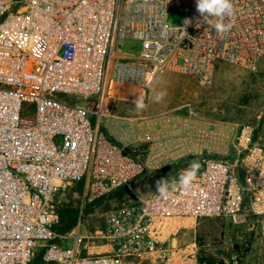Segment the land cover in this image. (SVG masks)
<instances>
[{"label":"built area","instance_id":"obj_1","mask_svg":"<svg viewBox=\"0 0 264 264\" xmlns=\"http://www.w3.org/2000/svg\"><path fill=\"white\" fill-rule=\"evenodd\" d=\"M232 3L234 27L221 38L201 23L195 0H0V264H33L39 242L38 264H209L172 240L181 221L224 217L255 227L264 220V134L244 125L230 160L189 151L201 163L190 190L161 196L155 186L107 211L100 235H82L79 222L72 248L53 242L67 238L55 229L63 192L84 182V209L117 190L134 193L133 182L153 168L131 149L133 120L107 121L113 129L102 130L111 84L144 89L169 69L210 87L220 62L258 69L264 0ZM174 8L184 14L178 26L167 23ZM126 39L141 43L139 54L118 49ZM141 135L139 142L149 140ZM96 239L104 251H91Z\"/></svg>","mask_w":264,"mask_h":264},{"label":"rangeland","instance_id":"obj_2","mask_svg":"<svg viewBox=\"0 0 264 264\" xmlns=\"http://www.w3.org/2000/svg\"><path fill=\"white\" fill-rule=\"evenodd\" d=\"M184 14L174 8L170 11L167 23L178 26L183 22ZM118 49L128 54H139L141 43L126 39L118 44ZM112 93L107 99L108 114L104 118L102 130L108 132L113 129L107 121L131 119L137 124L134 139L137 140L131 148L142 163H149L150 172L143 174L133 182L134 193L129 189L114 191L96 201L87 203L81 209L85 192L84 182L73 185L63 192L55 201L54 211L56 231L67 238L53 240L64 249L72 248L74 240L69 234L77 228L80 222L82 235H100L104 227V215L111 208L122 206L136 200V195L142 196L152 191L156 181L162 178L175 177L190 161L189 151L209 153L230 160L233 144L238 130L244 125L257 129L258 135L264 134V57L258 69L250 71L226 62L218 63L214 82L210 87L201 86L197 80L187 74L165 70L158 74L152 83L142 89L129 85L113 83ZM158 92H166L165 98L155 101ZM67 101L81 104V98L61 95ZM143 98L146 107L136 110L133 101ZM91 104L95 100L90 101ZM89 108H94L90 105ZM93 125L96 116L88 115ZM143 121H148L144 125ZM228 126L227 130H219V126ZM149 136L145 143L139 142V136ZM229 138L230 143L220 139ZM259 138V137H257ZM180 140V143H176ZM231 153V154H229ZM163 164L160 159L164 158ZM150 158L151 162H147ZM177 162L175 165L173 162ZM173 163V164H171ZM171 180V179H169ZM214 230L206 235L197 226L196 245L198 259H205L209 264H264V220L250 230L243 225L237 226L229 218L207 219ZM200 222V221H197ZM208 223V222H206ZM205 223V224H206ZM194 225L193 221H186V225ZM206 228L203 225L202 229ZM180 232L177 235L179 246H188L192 237ZM95 240V239H94ZM91 251H102V244ZM44 242H39L35 249L36 258L33 264H38L44 253ZM91 247V244L88 245ZM88 247L83 249L87 252ZM146 264H151L148 261Z\"/></svg>","mask_w":264,"mask_h":264},{"label":"clouds","instance_id":"obj_3","mask_svg":"<svg viewBox=\"0 0 264 264\" xmlns=\"http://www.w3.org/2000/svg\"><path fill=\"white\" fill-rule=\"evenodd\" d=\"M196 12L201 17V23L213 28L216 33L224 38L234 27L232 17L234 16V5L232 0H195ZM188 23V21H187ZM166 92H158L155 101H162ZM136 110H142L146 107L143 98H137L133 101ZM201 168L199 160L190 161L188 168L183 170L177 177L169 180L160 179L156 181V188L161 196H166L169 189L175 190L179 187L182 190H190L193 182L197 179V173Z\"/></svg>","mask_w":264,"mask_h":264},{"label":"crops","instance_id":"obj_4","mask_svg":"<svg viewBox=\"0 0 264 264\" xmlns=\"http://www.w3.org/2000/svg\"><path fill=\"white\" fill-rule=\"evenodd\" d=\"M147 162H151V161H150V158L147 159ZM173 163H175V165L178 164L176 161L173 162ZM173 163H171V164H173ZM147 164L149 165V163H147ZM181 171H182V170H181ZM179 174H180V173H178V175H179ZM178 175H176L175 177H177ZM175 177H172V178H169V177H168V179H173V178H175ZM164 179H165V178H164ZM206 222H208V223H206ZM205 223H206V224H205ZM185 224H186V222L181 221V227H179L178 230H179V233L182 232L183 234H187V235H189L190 237H191L192 235H194V236L192 237L191 241L189 242L190 247H192L193 245H196V238H195V236H196V233H197V231H198V229H197V226H198V225H199L198 227H200L199 230H201L202 232H204V233H205L206 235H208V236L210 235L209 233H211V232L214 230L213 226L209 224V221H208L207 219H205V220H201L200 222H195L194 225H190L189 227H186ZM203 225H205L206 228H203V229H202ZM185 227H186V228H185ZM244 227H247V228L250 229V230H252V229L255 228V227L252 226V223H249L248 225H243V228H244ZM179 233H178V234H179ZM178 234H177V235H178ZM177 235H175V236L172 237V240L174 241V243H175V242L178 243ZM196 247H197V245H196ZM101 248H102V249H105L104 246L101 247ZM102 251H104V250H102ZM99 252H101V251H99ZM196 252H198V250H196Z\"/></svg>","mask_w":264,"mask_h":264},{"label":"water","instance_id":"obj_5","mask_svg":"<svg viewBox=\"0 0 264 264\" xmlns=\"http://www.w3.org/2000/svg\"><path fill=\"white\" fill-rule=\"evenodd\" d=\"M219 264H228V263L221 261Z\"/></svg>","mask_w":264,"mask_h":264}]
</instances>
